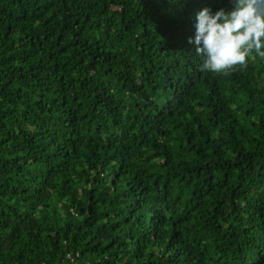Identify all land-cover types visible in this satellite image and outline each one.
Instances as JSON below:
<instances>
[{"label": "trees", "instance_id": "1", "mask_svg": "<svg viewBox=\"0 0 264 264\" xmlns=\"http://www.w3.org/2000/svg\"><path fill=\"white\" fill-rule=\"evenodd\" d=\"M230 0H0V264H264V58L202 71Z\"/></svg>", "mask_w": 264, "mask_h": 264}, {"label": "clouds", "instance_id": "2", "mask_svg": "<svg viewBox=\"0 0 264 264\" xmlns=\"http://www.w3.org/2000/svg\"><path fill=\"white\" fill-rule=\"evenodd\" d=\"M231 7L205 6L195 13L196 46L202 71L227 73L249 59L264 58V0H230Z\"/></svg>", "mask_w": 264, "mask_h": 264}]
</instances>
